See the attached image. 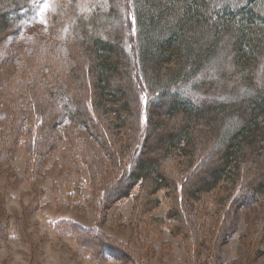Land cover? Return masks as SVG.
Returning a JSON list of instances; mask_svg holds the SVG:
<instances>
[{
	"label": "trees",
	"instance_id": "1",
	"mask_svg": "<svg viewBox=\"0 0 264 264\" xmlns=\"http://www.w3.org/2000/svg\"><path fill=\"white\" fill-rule=\"evenodd\" d=\"M33 1L0 0V48ZM69 1L18 53L14 70L0 76V171L15 172L22 140L34 186L66 139L70 204L82 202L80 161L95 215L105 217L132 196L130 239L149 241L166 228L182 235L188 264L213 262L212 248L235 226L228 216L237 193L248 190L259 205L248 252L263 255L264 0H92L89 10L79 7L82 0ZM65 22L64 70L55 51ZM35 189L36 207L44 190ZM160 205L163 216L153 215ZM60 223L79 251L94 248L97 262L107 260L108 249L123 264H145L99 228Z\"/></svg>",
	"mask_w": 264,
	"mask_h": 264
},
{
	"label": "rangeland",
	"instance_id": "2",
	"mask_svg": "<svg viewBox=\"0 0 264 264\" xmlns=\"http://www.w3.org/2000/svg\"><path fill=\"white\" fill-rule=\"evenodd\" d=\"M82 1L79 7L89 10L92 0ZM44 3L49 5L48 8L43 7ZM70 3L69 0H34L31 7L18 13L20 16L18 33L9 37L0 48L1 77L7 76L14 70L18 53L24 49L28 50L34 37L40 32L47 31L48 20H52L54 25L53 15L66 9ZM67 20L68 16L65 17V21ZM66 27L65 22L58 36L61 48H57L58 53L55 51L57 60L61 59V62H64V70L67 64L63 55L65 52L62 50L65 47ZM84 62L86 63V58ZM85 97L89 98L88 87ZM145 100L146 95L142 94L141 103ZM87 107L91 108L90 100L87 101ZM97 118L98 125L104 126L103 118L100 115H97ZM150 130L153 132L155 129L150 128ZM152 140L150 135L147 147L151 145ZM67 143L66 139H62L59 147L51 153L34 186L24 172L27 152L22 140L11 164L15 172L8 174L0 171V264H123L115 259L114 252L108 249L105 251L107 260L104 263L94 259L93 247L91 249L85 245L86 252L79 251L78 239L71 233L69 227L66 228L60 223L68 220L92 229L99 228L106 235L128 243L142 255L145 264H188L187 253L180 246L182 235L173 236L166 228H163L159 234L151 236L149 241L130 239L128 214H130L132 196L125 199L119 209L109 210L105 217L95 215L93 207L90 206L92 190L89 184V172L80 161L77 163L80 167L79 186L82 202L81 206L71 205L65 190L69 167L63 161V150L67 147ZM36 187L43 188L44 194L35 207L32 201L36 198ZM55 189L59 193L58 198ZM211 197L212 195H209L204 198L209 200ZM236 198L235 205L231 207L228 216L229 219L231 217L235 219V226L228 229L223 237V244H220L217 250L212 248L210 254H212L213 262L211 263L264 264V254L254 258L248 252L251 251V244L247 236L252 237L253 233L255 234L259 205L254 195L248 190L238 192ZM165 210V205H160L152 213L163 216ZM207 211L212 212L210 208H207ZM112 216L116 218L112 219ZM207 225L206 223L208 230ZM206 234L209 235L208 232ZM240 235L245 238L242 240L239 238ZM261 248L264 252V242ZM204 253L202 251L200 254V260Z\"/></svg>",
	"mask_w": 264,
	"mask_h": 264
},
{
	"label": "snow or ice",
	"instance_id": "3",
	"mask_svg": "<svg viewBox=\"0 0 264 264\" xmlns=\"http://www.w3.org/2000/svg\"><path fill=\"white\" fill-rule=\"evenodd\" d=\"M48 6H49V5H48L47 3H44V4H43V7H44L45 9L48 8Z\"/></svg>",
	"mask_w": 264,
	"mask_h": 264
},
{
	"label": "crops",
	"instance_id": "4",
	"mask_svg": "<svg viewBox=\"0 0 264 264\" xmlns=\"http://www.w3.org/2000/svg\"><path fill=\"white\" fill-rule=\"evenodd\" d=\"M128 216H129V214H128Z\"/></svg>",
	"mask_w": 264,
	"mask_h": 264
}]
</instances>
